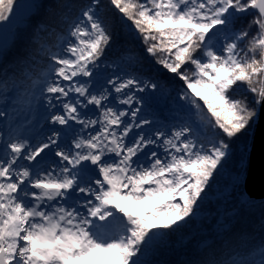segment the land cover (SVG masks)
<instances>
[{
    "label": "snow or ice",
    "instance_id": "obj_1",
    "mask_svg": "<svg viewBox=\"0 0 264 264\" xmlns=\"http://www.w3.org/2000/svg\"><path fill=\"white\" fill-rule=\"evenodd\" d=\"M242 138L264 212V0H0V264H152ZM207 232L180 264H264V222Z\"/></svg>",
    "mask_w": 264,
    "mask_h": 264
},
{
    "label": "trees",
    "instance_id": "obj_2",
    "mask_svg": "<svg viewBox=\"0 0 264 264\" xmlns=\"http://www.w3.org/2000/svg\"><path fill=\"white\" fill-rule=\"evenodd\" d=\"M33 0H21L23 4H30ZM45 3L51 0H44ZM161 115L165 114L164 109L157 106ZM246 138L237 141L234 145L236 156L233 161L225 165L217 176L213 185V195L210 196V203H206L200 213L202 218L200 221H194L187 230L173 237V244L168 249L161 250L157 255L152 257V264H180L187 258L186 253L194 251L197 241L200 237L207 236V226L213 224V218H217L219 223L226 220L236 230H254L259 232L260 225L264 222V212L259 207L249 208L242 207V197L239 192H233L231 187L232 171L239 155L243 149V143ZM218 191L222 194L226 191L229 193L222 199H216ZM257 205L260 201H255Z\"/></svg>",
    "mask_w": 264,
    "mask_h": 264
},
{
    "label": "water",
    "instance_id": "obj_3",
    "mask_svg": "<svg viewBox=\"0 0 264 264\" xmlns=\"http://www.w3.org/2000/svg\"><path fill=\"white\" fill-rule=\"evenodd\" d=\"M251 169L252 175L249 180L248 190L258 196L260 194L261 172V128L259 126L255 131V148L252 153Z\"/></svg>",
    "mask_w": 264,
    "mask_h": 264
},
{
    "label": "rangeland",
    "instance_id": "obj_4",
    "mask_svg": "<svg viewBox=\"0 0 264 264\" xmlns=\"http://www.w3.org/2000/svg\"><path fill=\"white\" fill-rule=\"evenodd\" d=\"M31 4V3H30ZM25 5H27V4H25ZM157 106H160L162 109H164V102L163 101H161ZM229 192L227 191H225L223 194H222V192H220V191H218V193H217V198L216 199H222L223 197H225L227 194H228ZM202 218V214L200 213V212H198L197 213V215H196V218H195V220L196 221H200V219Z\"/></svg>",
    "mask_w": 264,
    "mask_h": 264
}]
</instances>
